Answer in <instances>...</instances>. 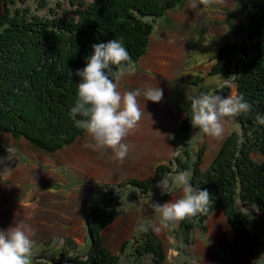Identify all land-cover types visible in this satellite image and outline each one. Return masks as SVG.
I'll return each mask as SVG.
<instances>
[{
    "label": "rangeland",
    "instance_id": "obj_1",
    "mask_svg": "<svg viewBox=\"0 0 264 264\" xmlns=\"http://www.w3.org/2000/svg\"><path fill=\"white\" fill-rule=\"evenodd\" d=\"M78 1L0 0V20L5 6L11 14L15 10L48 16L51 10L61 12V3L73 12ZM191 2L185 0L158 21L135 73L118 82L121 93L140 91L137 99L143 111L139 127L124 141L130 150L122 162L111 149L86 147L95 143L87 132L81 150L76 144L52 157L0 134V230L19 222L33 230L32 264H83L101 248L117 258V264H264V213L258 208L239 205V212L249 218L252 238L247 243L236 240L226 218L216 212L205 222L196 221L188 232L182 221L157 232L161 216L152 205L182 198V188L162 193L158 184H151L145 195L144 187L134 186L152 180L159 164L168 165V174L190 171L192 179L197 167L201 172L211 167L230 134L244 136L247 130L239 124L245 116L239 115L225 118L221 138L207 136L192 125L191 101L202 93L239 96L234 81L243 62L234 60L225 76L217 73L224 70L228 49L236 48V38L249 57L254 54L257 42L250 36L246 40V18L263 16L264 0H225L207 7L197 0L196 8ZM157 86L162 100L147 101L144 91ZM51 200L57 201L51 210L59 223L56 228L49 226L51 213L40 205H50ZM94 208L98 215L113 209L118 218L98 232V224H85ZM151 240L161 245L159 255L145 252Z\"/></svg>",
    "mask_w": 264,
    "mask_h": 264
},
{
    "label": "trees",
    "instance_id": "obj_2",
    "mask_svg": "<svg viewBox=\"0 0 264 264\" xmlns=\"http://www.w3.org/2000/svg\"><path fill=\"white\" fill-rule=\"evenodd\" d=\"M184 2L79 0L75 11L68 12L61 3L58 8L62 11L51 10L48 16L15 10L11 14V9L5 6L0 20V134L24 141L51 157L76 144L81 150L86 131L76 121L83 118L74 117L71 109L81 83L75 73L85 68L88 58L94 55L92 46L118 39L137 64L150 46L158 21ZM253 5L255 10L261 9ZM245 29L246 40L250 36L257 42L254 54L249 57L242 41L236 38V48L228 49L226 60L222 61L224 70L217 74L225 76L234 60L238 64L243 62L234 83L238 95L252 105L250 112L240 114L245 119L239 124H244L247 130L244 136L233 133L227 137L208 170L201 172L197 167L193 172L191 184L207 190L212 204L207 214L182 220V227L188 232L196 221L202 223L211 214L222 213L234 238L243 243L252 236L247 230L249 218L239 212V205L241 209L256 207L264 213V124L256 119L264 117V15L255 13L247 17ZM167 166L157 165L152 180L143 181L142 185L138 181L134 186L144 187L143 194L147 195L151 184L160 183L162 176H158L170 172ZM55 200L50 205H40L51 213L57 204ZM64 201L68 203L67 199ZM112 211H99L98 215L96 208L91 209L85 216V224L95 223L99 225L98 232L104 230L118 218V213ZM51 216L49 226L58 227L56 215L52 212ZM149 244L145 252L159 255L161 245L152 240ZM83 264H117V258L101 248L90 253Z\"/></svg>",
    "mask_w": 264,
    "mask_h": 264
},
{
    "label": "clouds",
    "instance_id": "obj_3",
    "mask_svg": "<svg viewBox=\"0 0 264 264\" xmlns=\"http://www.w3.org/2000/svg\"><path fill=\"white\" fill-rule=\"evenodd\" d=\"M225 0H199V4L211 6L223 4ZM190 7H198L197 0H192ZM94 55L87 60L86 67L77 70L81 78L78 85V99L71 109V114L82 117L77 126L84 129L94 140V150L111 149L115 158L123 161L129 153L126 137L139 127L143 111L138 103L140 91L121 93L118 82L125 74H134L136 64L132 62L128 50L118 39L107 44L92 46ZM111 66H115L116 71ZM229 84L225 79V86ZM143 95L147 101L159 103L163 97L161 88L149 87ZM193 127L198 128L209 137L221 138L224 134V122L227 117H237L248 113L252 105L242 95H229L227 98L216 94L202 93L191 101ZM258 123L264 124V117H256ZM51 178V177H50ZM190 171L165 174L157 185L162 193H168L173 187L182 188V198L152 205L154 212L160 214L161 221L155 231L175 225L188 217L207 214L212 204L207 190L194 187ZM137 195H140L138 190ZM143 228V226H141ZM33 230L23 222L16 223L6 231L0 230V264H32L35 241Z\"/></svg>",
    "mask_w": 264,
    "mask_h": 264
},
{
    "label": "water",
    "instance_id": "obj_4",
    "mask_svg": "<svg viewBox=\"0 0 264 264\" xmlns=\"http://www.w3.org/2000/svg\"><path fill=\"white\" fill-rule=\"evenodd\" d=\"M89 231V230H88ZM90 235V234H89ZM90 239H91V241H92V244H93V239L91 238V235H90Z\"/></svg>",
    "mask_w": 264,
    "mask_h": 264
},
{
    "label": "flooded vegetation",
    "instance_id": "obj_5",
    "mask_svg": "<svg viewBox=\"0 0 264 264\" xmlns=\"http://www.w3.org/2000/svg\"><path fill=\"white\" fill-rule=\"evenodd\" d=\"M254 7V6H253ZM258 7V6H257ZM258 8H262V7H258Z\"/></svg>",
    "mask_w": 264,
    "mask_h": 264
}]
</instances>
